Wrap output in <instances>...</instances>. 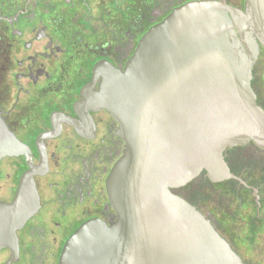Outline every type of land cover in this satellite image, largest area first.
<instances>
[{
  "label": "flooded vegetation",
  "instance_id": "1",
  "mask_svg": "<svg viewBox=\"0 0 264 264\" xmlns=\"http://www.w3.org/2000/svg\"><path fill=\"white\" fill-rule=\"evenodd\" d=\"M203 1L245 9V0H0V122L12 134L0 140L18 142L0 159V264H62L83 225L118 220L108 179L127 143L96 103L102 80L177 9ZM252 88L264 109L263 48ZM224 162L226 177L203 171L173 193L243 264H264V148L229 147Z\"/></svg>",
  "mask_w": 264,
  "mask_h": 264
},
{
  "label": "water",
  "instance_id": "2",
  "mask_svg": "<svg viewBox=\"0 0 264 264\" xmlns=\"http://www.w3.org/2000/svg\"><path fill=\"white\" fill-rule=\"evenodd\" d=\"M261 48L264 0H245L243 11L192 2L145 35L124 71L106 73L96 103L127 143L108 179L119 218L83 225L62 264H243L173 190L203 171L226 177L229 147L264 148V109L252 88ZM0 136H12L1 122ZM17 147L0 140V159Z\"/></svg>",
  "mask_w": 264,
  "mask_h": 264
}]
</instances>
